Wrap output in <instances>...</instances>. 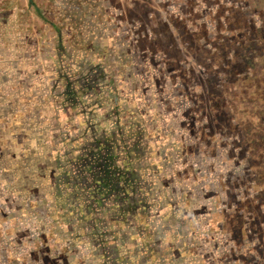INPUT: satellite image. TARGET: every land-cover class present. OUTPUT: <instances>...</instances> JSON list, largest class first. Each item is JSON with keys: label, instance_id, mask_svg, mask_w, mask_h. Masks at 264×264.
<instances>
[{"label": "rangeland", "instance_id": "obj_1", "mask_svg": "<svg viewBox=\"0 0 264 264\" xmlns=\"http://www.w3.org/2000/svg\"><path fill=\"white\" fill-rule=\"evenodd\" d=\"M0 264H264V0H0Z\"/></svg>", "mask_w": 264, "mask_h": 264}, {"label": "trees", "instance_id": "obj_2", "mask_svg": "<svg viewBox=\"0 0 264 264\" xmlns=\"http://www.w3.org/2000/svg\"><path fill=\"white\" fill-rule=\"evenodd\" d=\"M93 135V134H92ZM96 135V134H94ZM88 150H86V158L84 159V173L85 175L79 173L76 175L77 180L75 181L76 186L80 189H84L86 184L82 186V179H89V186L92 192V196L100 200L108 196L112 190L117 188V175L118 171L113 167L110 158L107 157L108 154H103L102 152L106 150L107 153H111L115 147V140L112 137L105 135H100L95 140H92L90 144H87ZM104 148V150H103ZM98 170V173H97ZM115 178V179H114ZM127 183V182H126ZM117 190V189H115ZM104 191V192H103Z\"/></svg>", "mask_w": 264, "mask_h": 264}]
</instances>
